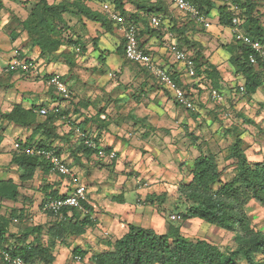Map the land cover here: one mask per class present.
Segmentation results:
<instances>
[{
	"label": "clouds",
	"instance_id": "clouds-1",
	"mask_svg": "<svg viewBox=\"0 0 264 264\" xmlns=\"http://www.w3.org/2000/svg\"><path fill=\"white\" fill-rule=\"evenodd\" d=\"M0 89V264H264V0H0Z\"/></svg>",
	"mask_w": 264,
	"mask_h": 264
},
{
	"label": "trees",
	"instance_id": "trees-1",
	"mask_svg": "<svg viewBox=\"0 0 264 264\" xmlns=\"http://www.w3.org/2000/svg\"><path fill=\"white\" fill-rule=\"evenodd\" d=\"M131 19L134 22L135 18H131ZM39 127L40 126L37 125L35 130H38ZM29 140H31V137L29 138ZM33 147H35L36 149H45L46 148V146L43 143L34 144ZM200 171L201 172H206L207 171L206 166L201 167ZM249 175L252 176V177H257V179L264 180V166L256 165L254 168H252L250 170ZM249 186L251 187L252 185H249ZM255 187H256V190L258 192L264 191V184H258V185H255ZM233 188H234L233 185H226V186H224L223 188H221L219 190L218 194L236 196V193L232 192ZM9 191L11 192V191H14V190L13 189H9ZM213 203H215V202H213ZM212 206L213 205H209L210 208ZM188 211H189V213H192V214H199L201 216V218H204V219H206L209 222H221L220 219L217 216L213 215L211 212H200L199 209H191V208ZM230 219H231V222L233 224L237 222L235 218H230ZM146 235L147 234H144V235L137 234V237L133 238V242H135V240L137 238L140 239V240H143ZM9 239H15L16 243L19 245V244L27 241V236H21L19 238L9 237ZM137 243H139V242L137 241ZM155 243L160 248H171L172 247L171 245H169L167 243V241H166V239L164 237H160V239L158 241H155ZM178 247H179V245H178ZM135 251H136L135 247H132L129 251H126L125 253L123 252V250H121L119 259L116 260V261L113 260V257L111 255L102 254L100 256V264H140V259L139 258H137L136 261L130 259L131 253L135 252ZM140 255H143V253H140ZM193 255H196V253L194 252ZM161 258H163V257H161ZM169 258H171L170 254H169ZM200 264H219V258L214 252H211V251L207 252L206 251L204 253V258L200 262Z\"/></svg>",
	"mask_w": 264,
	"mask_h": 264
},
{
	"label": "crops",
	"instance_id": "crops-1",
	"mask_svg": "<svg viewBox=\"0 0 264 264\" xmlns=\"http://www.w3.org/2000/svg\"><path fill=\"white\" fill-rule=\"evenodd\" d=\"M29 59H31L30 57H29ZM52 74H54V73H52ZM4 89H0V91H3ZM40 107H44V105H40ZM5 128H6V126H5ZM35 130V129H34ZM30 138V137H29ZM28 138V139H29ZM28 187V188H31L32 186L31 185H22V187ZM49 186H47V185H45V186H41L40 187V189H39V191H41L42 193H45V194H47V188H48ZM67 193H65V195H66ZM26 200V199H25ZM15 240V239H14Z\"/></svg>",
	"mask_w": 264,
	"mask_h": 264
},
{
	"label": "rangeland",
	"instance_id": "rangeland-1",
	"mask_svg": "<svg viewBox=\"0 0 264 264\" xmlns=\"http://www.w3.org/2000/svg\"><path fill=\"white\" fill-rule=\"evenodd\" d=\"M41 58H42V57H41ZM52 75H55V73L52 74ZM3 91H4V92H7L8 89H4ZM24 187H25V186H24ZM22 198H23V199H26V200H30V199H31V197H30V196H27V195H24Z\"/></svg>",
	"mask_w": 264,
	"mask_h": 264
},
{
	"label": "built area",
	"instance_id": "built-area-1",
	"mask_svg": "<svg viewBox=\"0 0 264 264\" xmlns=\"http://www.w3.org/2000/svg\"><path fill=\"white\" fill-rule=\"evenodd\" d=\"M37 150H40V149H37ZM63 198H68V197H67V194H66V195H64V197H63Z\"/></svg>",
	"mask_w": 264,
	"mask_h": 264
}]
</instances>
